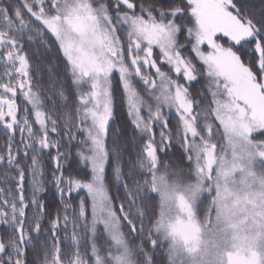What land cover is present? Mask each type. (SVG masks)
<instances>
[{
  "label": "snow or ice",
  "instance_id": "snow-or-ice-1",
  "mask_svg": "<svg viewBox=\"0 0 264 264\" xmlns=\"http://www.w3.org/2000/svg\"><path fill=\"white\" fill-rule=\"evenodd\" d=\"M41 49L51 55L49 83L37 88L32 61ZM0 61V185H8L0 187V264H184L183 253L203 246L208 254L212 212L218 227L246 202L259 209L258 231L235 259L264 264V180L258 204L237 199L229 208L232 194L220 189L236 183L235 171L264 166V4L0 0ZM177 144L200 179L178 205L191 239L166 221L177 186L156 175ZM202 193L212 197L207 226L193 208Z\"/></svg>",
  "mask_w": 264,
  "mask_h": 264
},
{
  "label": "trees",
  "instance_id": "trees-1",
  "mask_svg": "<svg viewBox=\"0 0 264 264\" xmlns=\"http://www.w3.org/2000/svg\"><path fill=\"white\" fill-rule=\"evenodd\" d=\"M248 3L253 6L254 10H259L261 5L264 4V0H248ZM39 57V58H36ZM44 59H51V55H46L43 50L41 49L40 52L36 53L35 56H33V61H32V75L34 78V82H36V87L40 88L42 86H47L49 83V76L47 72V66L43 63ZM39 68L42 70V77H38L36 74V69ZM62 70V66L60 68H56L55 65H53L52 71L59 72ZM4 71V66L3 62L0 61V73H3ZM7 78H5L4 81L0 82H6ZM38 81V82H37ZM196 87H199L197 85ZM18 102L20 103V108L21 111H23L24 108V102L18 97ZM125 109L122 106V100L119 96V93H117V108H116V123H121L124 118ZM173 125L175 124V120H173ZM116 125L114 124L113 127ZM159 129H157V139H159L158 136ZM130 134V130H129ZM20 139V133L19 130L16 132V141H19ZM219 139V137H217ZM7 141V135L3 131L2 128H0V145H5ZM219 151V150H218ZM0 155H6L4 150L0 148ZM179 145L177 144V148L174 150H170L169 156H163L162 163L160 167L157 170L156 175H164L167 179V181L171 185L179 186V187H188L190 186L198 177L195 176L193 166L188 165L185 161H182L179 159ZM220 156L222 157L223 154L220 153ZM218 168V165H217ZM127 171V168L125 169ZM234 177L236 179V183H231L229 182L228 184H225L223 181L220 182V189L222 195L225 192V189H227L228 193H231L230 199L227 201V204L229 208H232L233 202L237 199L244 201L245 198L247 200H256L257 204L259 203V196L254 195L255 193H258L261 191L260 187V181L264 180V166H261L260 164H255L253 166L246 167L243 172L237 170L234 172ZM112 177L109 176V181H111ZM141 182L145 179L144 177L139 178ZM150 179V177H149ZM241 181H244V183H241ZM197 183V181H195ZM213 183H216V175H213ZM0 187L7 188L8 185H0ZM47 187V185H46ZM109 190L111 191V194L113 197L117 195V189L113 184L108 185ZM7 195V192H5V196ZM120 195L122 196L123 193L121 192ZM213 196H215V193H213ZM212 199L211 196L201 194V196L196 200L194 207H195V213H196V218L198 222L201 225L207 226L209 224V215H208V209L210 206V200ZM153 201L151 199H145L144 205L145 207H151L153 205ZM155 203L158 205L159 204V195L157 194L156 196V201ZM244 209L241 210L240 208H232V212L228 213L226 216V219L222 222L223 223V228H228L234 226V224L240 229H244L243 234L244 237L246 238L250 233L255 234L258 229L256 224L254 223L253 216L256 211L259 209L256 208L252 203H245L244 204ZM140 210L139 205L137 208L133 209V212ZM234 213V214H233ZM211 221H212V226L214 223L217 222L216 219V213L213 211L211 214ZM155 222V218H153V224ZM44 227H47V220L44 223ZM152 227L147 221L145 220V228L146 230ZM7 229L4 228L3 226H0V233L6 232ZM126 231V229H125ZM264 231V230H262ZM63 235V233H62ZM46 239V236L42 233L41 236L38 238L37 243L39 241H42ZM139 239V237L137 238ZM261 243L264 244V239L260 240ZM100 242L103 243V238L101 237ZM259 246L261 244L259 243ZM130 250L135 253V244L130 243L129 244ZM165 248H167V245H165ZM255 250H253L254 252ZM186 254V255H185ZM39 256L40 258H43V251H37V252H29V259L30 260H35L36 257ZM130 259H132L134 262L136 261L135 255L131 256ZM182 259L184 260V264H192V262L189 260L188 254L183 253L182 254ZM157 264H159V261H157Z\"/></svg>",
  "mask_w": 264,
  "mask_h": 264
},
{
  "label": "rangeland",
  "instance_id": "rangeland-1",
  "mask_svg": "<svg viewBox=\"0 0 264 264\" xmlns=\"http://www.w3.org/2000/svg\"><path fill=\"white\" fill-rule=\"evenodd\" d=\"M195 174V172H194ZM162 176V175H157ZM196 176V174H195ZM163 177H165L163 175ZM166 183L171 188V185L166 177ZM195 181L200 183V179L197 178ZM193 182L190 186L184 187H176V195L174 196L173 201L170 203L169 207L171 211L166 216V221H169L176 227L186 238L191 239L193 235L192 228L183 223H178L180 220V216L178 215V205L180 200L187 195L186 189L190 188L191 186H195L197 183ZM194 211L195 207L193 206ZM218 222L214 223L213 227L216 228V231L213 232L212 229H208L207 238L209 239V247H208V254L202 255L203 246L201 251L194 253L193 255L189 256V260L192 264H238V261L235 259V251L236 246H242L246 242V238L244 237L243 231L244 229H240V227L234 226L223 228V223ZM261 246L260 252L264 253V244L259 242ZM251 254V253H250ZM186 255V254H185Z\"/></svg>",
  "mask_w": 264,
  "mask_h": 264
}]
</instances>
